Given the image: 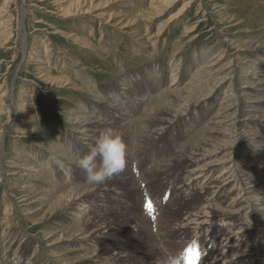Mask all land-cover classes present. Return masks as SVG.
Masks as SVG:
<instances>
[{"label":"bare ground","instance_id":"bare-ground-1","mask_svg":"<svg viewBox=\"0 0 264 264\" xmlns=\"http://www.w3.org/2000/svg\"><path fill=\"white\" fill-rule=\"evenodd\" d=\"M80 1L83 5L90 0H72V3ZM197 1L190 0L185 7ZM21 6L24 7V2ZM25 13L23 9L22 18ZM63 14H67L66 17L70 15L67 12ZM8 22H1L0 27ZM108 23L104 24L105 29L111 28L123 36H131L134 40L146 37L139 38L141 26L133 20ZM193 31L192 28L187 29L185 34ZM159 36L157 33L151 38ZM232 40L221 41V45L229 43L234 50L229 54L225 51L201 56L200 53L198 59L191 61L174 57L166 64L165 73L160 66H155L156 63L150 65L145 71L149 74L145 79H149L151 88H139L132 79L118 75L119 91L116 86L107 98L91 95L94 99H91L90 112L77 108V113L67 118L70 133L75 139L71 150L77 155L63 146L35 137V147L50 154L58 163L77 169H81L76 163L78 154L87 155L95 146L98 140L96 133L112 130L121 138L127 149L126 167L117 174L116 181L127 191L133 189L138 194L141 218L134 219L131 228L134 238L144 236L148 240L145 256L153 259L151 264H172L174 260L183 264L179 254L185 247L202 249L199 264H264V139L259 133L264 130V49L258 50L261 44L253 42L251 48L257 45L254 54L242 55V42ZM115 44V40H107V45ZM26 46L24 42V54ZM30 47L34 48L32 52L28 51L29 60L36 64L42 77L49 79L45 72L48 67H42L46 51L40 53L36 45ZM192 67L196 68L185 80V70ZM235 67L239 71L236 74ZM60 71L64 70L61 68ZM166 74L170 75L167 83L164 81ZM58 77L60 83L69 82L61 75ZM222 89L223 98L216 103ZM6 94L0 87V111ZM32 104L29 100L22 107L30 108ZM191 105L201 108L211 105V110L200 120L190 122L186 118V110ZM1 126L0 121V153L3 152V134L10 129L8 124L4 128ZM21 138L34 139V133L30 130ZM17 154L22 158L26 152ZM26 164L24 159H16L7 166L18 177L22 196L12 203V196L6 198V191L3 194V202L8 205L0 220L1 239H4L3 262L36 264L37 259L44 256L43 251L36 247L32 257L26 260L30 251L25 244L28 240L24 239L22 243H16V238L12 240L16 231H21L12 213L15 204L21 216L42 215L34 222L45 221L47 216L52 218L48 231L44 232L47 246L42 264H69L65 256L87 253L83 246L87 241L97 243L98 250L93 258L102 256L104 264L128 263L122 249L115 252L118 246L111 243L110 236L116 228L92 214L93 199L115 194L117 188L111 179L102 185H80L74 196L62 203L59 189L63 185L53 190L48 186L49 179H42L50 166L36 170L39 164L33 161V168L24 170ZM6 171L3 169L2 173L6 175ZM2 173L0 187H6V177ZM158 176L163 178L165 188L161 194L169 189L165 200L171 203L159 217L160 206L154 207L151 214L144 207ZM62 194L65 195L64 192ZM194 200L197 204L192 207ZM181 204L185 207L178 214V219L167 220L170 209ZM63 209L71 217L60 222L57 219ZM176 238L181 239L180 251L172 247ZM59 245L67 246V251L53 252ZM142 260L146 261L145 258Z\"/></svg>","mask_w":264,"mask_h":264},{"label":"rangeland","instance_id":"rangeland-1","mask_svg":"<svg viewBox=\"0 0 264 264\" xmlns=\"http://www.w3.org/2000/svg\"><path fill=\"white\" fill-rule=\"evenodd\" d=\"M189 1L90 0L87 4L81 5V1L72 3V0H0V23L9 21L0 27V87L2 93L6 94L8 91L5 104L1 107L0 121L1 128L7 124L10 127L1 139L3 152L0 153V174L3 169L7 170L6 175L2 173L6 177L7 185L0 187V220L8 208L3 202L4 192H8H5L6 198L12 196V203L17 202L22 196L18 177L13 175L15 172L12 169L7 168L13 160L24 159L27 163L24 170L33 168V161L39 164L36 170L50 166L42 179H49L48 186L53 190L63 185L59 189L62 203L74 196L78 186L89 184L84 170L58 163L50 154L33 144L36 143L35 140L42 138L75 154L71 150L75 139L70 133L67 118L76 114L77 108L91 111L89 106L91 99H94L91 95L107 98L108 93L115 91L116 86L119 91L118 75L132 79L139 88H151L152 85L148 84L149 79H145L149 74L145 71L155 63V66H160L165 73L166 64L174 57L191 61L198 59L200 53L201 56H213L225 51L228 54L234 52L229 43L226 46L221 45V41L226 39L241 41L244 46L242 55L254 54L253 50L257 45L254 49L251 48L253 42L261 44L258 50L264 49V0H198L186 8ZM23 9L26 10L24 18L21 15ZM63 12L70 15L66 17L67 14ZM120 20H133L141 26L139 30L142 33L139 38L143 35L146 37L134 40L131 36H123L118 31L113 32L111 28L105 29L106 22ZM186 28L194 29L193 33L186 35ZM157 33L160 34L159 37L151 38L157 36ZM107 40H115L116 44L107 45ZM24 42L28 46L25 54ZM32 45L38 46L40 53L46 51L44 52L46 60L42 67H48L45 72L49 79L42 77L36 64L29 60L28 51L32 52L34 48L30 47ZM83 45L88 47H81ZM61 68L63 72L60 71ZM195 68L185 70V80ZM236 70L238 69L235 67V74L239 72ZM59 75L69 79V82H58ZM169 76L166 74L164 77L166 83ZM223 91L224 89L217 95L216 103L222 100ZM29 100L33 102L32 107L24 109L23 104ZM210 110L211 105L202 108L191 105L186 110L188 111L186 118L190 122L200 120V117ZM30 130L34 133V139L23 140L21 136ZM105 131L107 130L96 133L95 138L98 139ZM259 133L264 139V130H260ZM21 151L26 152L22 158L17 154ZM78 157L83 156L78 154ZM99 163L98 157L97 164ZM254 175L260 176L255 173ZM39 176L41 177V174ZM116 178L117 175H114L111 179L113 186L117 188L115 194L111 197L93 199L92 214L116 228L110 236L111 243L118 246V249L113 248L116 249L115 252L122 249L123 255L127 256L126 264H151L153 259H147L145 256L148 240L144 236L134 238L131 228L132 221L141 218L142 206L138 194L133 189L127 191ZM152 186L153 191L149 200L153 207H161L162 210L157 215L159 217L171 205L164 202L169 195V189L161 194L165 189L161 176L154 179ZM196 204L194 200L191 206ZM14 205L12 213L16 219V226L21 231H16L11 238L12 240L16 238V243L28 240L25 244L30 251L26 260L32 257L36 247L43 251L44 256L36 261V264H42L46 253L44 249L47 246L44 232L48 231L47 226L52 218L47 216L45 221L34 222L42 215L37 214L29 218L21 216ZM184 205H175L171 208L166 219L176 221ZM59 214L57 220L60 222L71 217L65 209ZM17 219L20 221L19 224ZM2 235L1 231L0 264H7L3 262ZM180 241L181 239L177 238L172 241V247L176 251L182 249V245L179 246ZM83 246L87 253L71 254L65 256V260L69 264L105 263L102 256L93 258L94 252L98 250L97 243L87 241ZM67 249V246L59 245L53 252L64 253ZM95 260L97 263H93Z\"/></svg>","mask_w":264,"mask_h":264},{"label":"clouds","instance_id":"clouds-1","mask_svg":"<svg viewBox=\"0 0 264 264\" xmlns=\"http://www.w3.org/2000/svg\"><path fill=\"white\" fill-rule=\"evenodd\" d=\"M126 152V145L121 138L112 130H107L100 135L88 154L78 158L76 163L87 174L90 185H102L125 170ZM172 264H178V261L174 260Z\"/></svg>","mask_w":264,"mask_h":264},{"label":"snow or ice","instance_id":"snow-or-ice-1","mask_svg":"<svg viewBox=\"0 0 264 264\" xmlns=\"http://www.w3.org/2000/svg\"><path fill=\"white\" fill-rule=\"evenodd\" d=\"M146 210L151 214L154 211L153 204L150 200L147 201L146 205ZM188 258L190 261H198V253L194 251L193 247H190L188 249Z\"/></svg>","mask_w":264,"mask_h":264}]
</instances>
